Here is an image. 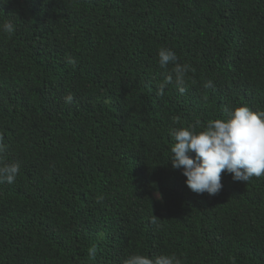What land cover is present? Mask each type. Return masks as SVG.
<instances>
[{
  "label": "trees",
  "instance_id": "16d2710c",
  "mask_svg": "<svg viewBox=\"0 0 264 264\" xmlns=\"http://www.w3.org/2000/svg\"><path fill=\"white\" fill-rule=\"evenodd\" d=\"M162 48L195 70L184 94ZM245 106L264 111V0H0V133L21 165L0 264H264V178L199 195L172 164L173 129Z\"/></svg>",
  "mask_w": 264,
  "mask_h": 264
},
{
  "label": "clouds",
  "instance_id": "9594fccd",
  "mask_svg": "<svg viewBox=\"0 0 264 264\" xmlns=\"http://www.w3.org/2000/svg\"><path fill=\"white\" fill-rule=\"evenodd\" d=\"M3 30L11 35L15 27L8 22L4 24ZM68 63L76 65L73 59H69ZM159 63L165 69L174 65L172 73L175 84L181 94H184L186 77L189 71L195 70L188 64L182 65L173 51L164 48L159 51ZM173 74L159 86L158 94L161 97L165 94V89L173 84ZM214 87L212 81L205 84L206 89ZM72 100V97H68L67 103H72ZM230 116L227 121H209L203 131H198V125L204 128L199 121L171 131L175 140L171 149L173 167L176 170L184 169L187 186L196 194L218 195L223 190L222 174L226 171L233 175L235 182L249 183L253 178H264V111L254 112L245 106L237 108ZM174 122L181 123L178 117ZM4 139V135L0 133V184H13L20 174L21 165L19 162H6L7 146ZM159 220L161 219L154 215L151 223L155 225ZM96 251V248L90 249L93 259ZM125 264H182V261L176 255L160 256L155 260L146 255H133Z\"/></svg>",
  "mask_w": 264,
  "mask_h": 264
}]
</instances>
